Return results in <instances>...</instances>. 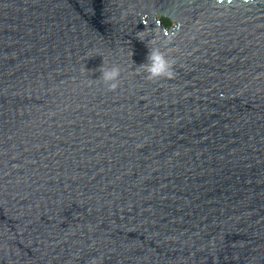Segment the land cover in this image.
<instances>
[{
    "label": "water",
    "instance_id": "95a60500",
    "mask_svg": "<svg viewBox=\"0 0 264 264\" xmlns=\"http://www.w3.org/2000/svg\"><path fill=\"white\" fill-rule=\"evenodd\" d=\"M0 264H264V0H0Z\"/></svg>",
    "mask_w": 264,
    "mask_h": 264
},
{
    "label": "clouds",
    "instance_id": "9594fccd",
    "mask_svg": "<svg viewBox=\"0 0 264 264\" xmlns=\"http://www.w3.org/2000/svg\"><path fill=\"white\" fill-rule=\"evenodd\" d=\"M140 40L148 38L147 44L149 52L146 62L143 63V69L148 79H158L160 77H171L173 75L172 61L161 52L158 45L153 43L150 36L136 35ZM100 79L109 91L115 90L119 86L120 68L118 66L100 67Z\"/></svg>",
    "mask_w": 264,
    "mask_h": 264
},
{
    "label": "trees",
    "instance_id": "16d2710c",
    "mask_svg": "<svg viewBox=\"0 0 264 264\" xmlns=\"http://www.w3.org/2000/svg\"><path fill=\"white\" fill-rule=\"evenodd\" d=\"M163 25L167 28H170L172 27V23L169 21V20H163Z\"/></svg>",
    "mask_w": 264,
    "mask_h": 264
}]
</instances>
